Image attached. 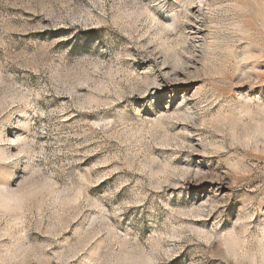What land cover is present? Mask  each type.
Segmentation results:
<instances>
[{"label":"rangeland","instance_id":"obj_1","mask_svg":"<svg viewBox=\"0 0 264 264\" xmlns=\"http://www.w3.org/2000/svg\"><path fill=\"white\" fill-rule=\"evenodd\" d=\"M0 264H264V0H0Z\"/></svg>","mask_w":264,"mask_h":264},{"label":"bare ground","instance_id":"obj_2","mask_svg":"<svg viewBox=\"0 0 264 264\" xmlns=\"http://www.w3.org/2000/svg\"><path fill=\"white\" fill-rule=\"evenodd\" d=\"M192 3V2H191ZM126 260V259H125ZM132 261V260H131Z\"/></svg>","mask_w":264,"mask_h":264}]
</instances>
